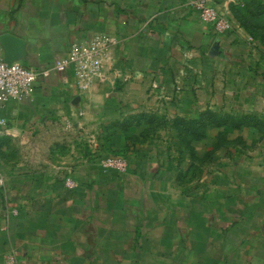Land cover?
<instances>
[{
  "label": "crops",
  "instance_id": "0c3cea01",
  "mask_svg": "<svg viewBox=\"0 0 264 264\" xmlns=\"http://www.w3.org/2000/svg\"><path fill=\"white\" fill-rule=\"evenodd\" d=\"M100 1L104 6L99 5L110 16L117 11L119 18L125 21V41L114 50L115 67L122 77L117 78V72L109 71L105 81H94L85 91L78 89L72 69L65 73L53 69L57 59L66 56L74 44L84 41L80 36L82 30L79 23L68 20L69 13L54 11L42 15L40 7L27 9V5L20 3L11 6L9 1L0 7V35L9 33L23 41L21 58L7 61L18 62L38 75L32 98L24 102L11 101L0 109V171L6 186L4 197L9 198L14 207L18 205L24 208V213L16 221L12 220L9 234L0 231V264H6L7 253L12 252L17 255L16 264L97 263V241L103 231L98 224L111 214L106 216L105 212L97 213L95 201H91L90 196L84 197L83 203L88 202V205L83 207L80 199L74 201L78 197H71L74 195L65 192L62 185L58 184L62 176L59 173L66 164L65 150L60 151L61 143H56L51 149L35 143L39 136H43L42 130H46L42 129L43 126L48 124L68 125L73 130L88 128L91 136L100 133L98 139H104L103 145L117 149H139L165 132L175 138V132L169 128L146 133L148 125L144 123L136 126L135 122L129 128L117 124L144 113H161L168 119H196L200 113L210 110L233 119L248 116L256 120L252 126L239 129L230 126L210 128L206 140L217 136L219 142L220 134L227 133L224 135L227 142L217 149L215 156L224 151L223 162L226 164L223 165L228 164L233 178H243V182L239 181L240 187L234 186L237 195L224 199L231 206L228 210H232L229 214L232 226H240L247 219L257 216L256 222L250 221L251 227L255 229L251 233H256L264 243V145L261 147L264 143V98L254 94L253 99H244L238 93L247 90L240 82L224 83L226 66L241 65L238 54H234L236 44L243 38L247 42L251 39L253 43L257 41L241 23L264 27V22H259L264 21V14L250 15L249 11L253 9L250 3L253 0H210L235 25L237 36L224 37L215 35L213 28L202 22L192 8L185 6L186 9L180 5L186 0L152 2L153 15L150 17H143L147 9L140 10L139 3L135 7L116 4L113 0ZM256 1L264 5V0ZM182 15H186L190 23L199 20L195 22V30L207 40L212 34L211 37L215 38L212 47L218 44L216 54L211 50L212 47L211 52L205 48V54L200 56L202 59H198L193 52H182L180 46L192 45L191 41L185 42L182 31L177 34L180 25L178 17ZM191 28L193 25L184 30L190 32ZM129 29L143 31L141 42L145 41L153 47L163 40L166 44L169 42L163 53V64L159 65L160 60L155 55H151L147 61L137 48L130 49L137 39L131 36L132 32L127 34ZM209 29L211 31H207ZM162 32L167 36L162 37ZM181 63H185L186 68L178 70L174 77L176 71L173 70ZM159 66L165 69H158L156 73L154 69L150 70ZM255 75L262 77L264 82V74L256 72ZM126 76L130 78L125 80ZM155 83L159 85L158 88H154ZM176 96L179 100L174 98ZM259 101L263 104L262 110L253 107ZM210 151L206 150L201 155ZM72 154H69L72 157L69 164H75L76 161ZM54 156L57 157L56 163L50 160ZM2 163L5 166H1ZM241 187L249 189L247 195L245 191L239 194ZM61 192L68 196L62 197ZM103 199H100V205ZM37 204L52 206L37 212ZM258 209L261 213L256 215ZM122 216L116 219L124 220ZM5 223L3 214L0 218L1 230ZM135 226L136 236H141L142 231L139 234V229L143 224L140 218L136 219ZM126 229L122 224L121 233L124 234ZM262 245H256L260 247H256L255 251H261Z\"/></svg>",
  "mask_w": 264,
  "mask_h": 264
},
{
  "label": "rangeland",
  "instance_id": "374dc122",
  "mask_svg": "<svg viewBox=\"0 0 264 264\" xmlns=\"http://www.w3.org/2000/svg\"><path fill=\"white\" fill-rule=\"evenodd\" d=\"M6 1H9L11 6L17 3L25 4L27 9L40 7L42 15L52 14L54 11L59 14L69 13L68 20L72 19L74 23H79L82 30L80 36L84 41L80 44L95 36L107 37L114 42L115 50L125 41V21L122 17L119 18L117 11L110 16L100 0H0V7ZM113 1L116 4L135 7L139 3L140 10L147 9V14L143 17H150L153 15L152 2L163 0ZM196 1L186 0L180 5L182 7L184 5V8L189 6L190 9ZM192 10L197 13L193 8ZM187 16L178 17L180 25L177 34L182 31L185 42L191 41L192 45L190 44L189 47L184 44L180 48L182 52L186 54L193 52L198 59H202L201 54H205V48L210 50L215 38L209 34L207 40L200 35L195 30V22L199 20L190 23ZM229 19L232 21L231 18ZM201 21L204 22L202 19ZM259 22L264 21L259 20ZM190 25H193L190 32L184 30ZM234 27L233 24L230 30L219 36L231 37L234 34L237 36ZM126 32L127 34L132 32L131 36L137 39V42L131 44V50L137 48L147 61L151 55H155L160 60L159 65L163 64V53L169 42L166 44L163 40L157 47H153L145 41L141 42L143 31L129 29ZM165 34L162 32V37L167 36ZM243 40L244 38L236 44L234 50V54L237 53L239 56L241 65L226 66L224 83L240 82L247 90L238 93L244 99H253L254 94L264 98L263 78L255 75L256 72L264 74V48L256 40L254 43L253 39L250 42ZM184 67L185 63L179 64L173 70L176 71L174 77L177 76V71ZM158 69L165 68L162 66L150 68L155 73ZM227 74H230L229 77L226 76ZM174 98L179 100L177 96ZM253 107L262 110L263 104L259 101ZM233 110L237 112L236 109ZM42 129L46 130H42L43 136L38 137L35 143L37 146L42 144L51 149L56 143H61L60 151L65 150L66 164L64 170L59 173L62 176L58 181L63 190L74 195L71 197H78L74 201L80 199L82 203L84 197L90 196L91 201H95L97 213L105 212L106 216L114 214L113 217L109 216L98 224L103 231L97 241L96 264H264V245L261 246V251H255L256 247H260L256 245L264 243L255 235L256 233H251V231L255 232V229L251 227L250 221L256 222L257 216L255 219H247L240 226L233 227L229 216L232 210H228L231 207L230 203L224 202V199L237 195L234 186L240 187L239 181L243 182L242 177L241 180L232 177L228 164L223 165L226 164L223 162L224 151L215 156L217 149L227 142L224 136L227 133L220 134L219 142L217 136L211 138L212 140L210 138L195 140L193 146L199 159L193 160L188 152L182 149L177 137L173 139L172 134L166 132L152 138V141L139 149L136 147L117 149L103 145L104 139H98L100 133L91 136V130L88 128L73 130V127L68 125L48 124ZM246 136L249 137L248 134ZM263 145L264 143L261 147ZM209 149L211 150L209 153L201 155ZM72 152L71 156L75 158V164H69L72 162V157L69 155ZM56 159V156L50 158L53 163L57 162ZM114 159L124 163V168L120 169L117 164L118 167L108 166V163ZM3 165L5 166L2 163L1 166ZM207 165L209 166L206 168ZM4 184L5 181L0 185V218L3 214L5 216L9 214V223L12 224V220L16 221L24 213V208L18 205L14 207L12 201L4 197L6 190ZM248 190L247 187H241L239 194L242 195L245 191L247 195ZM60 195L68 196H64L62 192ZM102 197L104 199L100 205ZM87 205L88 202L83 203V207ZM50 206L52 205L42 204L35 210L41 212L42 208L48 209ZM260 213L258 209L256 215ZM120 216L125 219H116ZM252 216L255 217V214ZM137 218H140L143 224L139 229V234L142 231L141 236L135 234ZM122 224L127 228L124 234L120 231ZM11 228L12 226L4 231L0 226V231L9 234ZM6 257V264H16L17 255L14 252L7 253Z\"/></svg>",
  "mask_w": 264,
  "mask_h": 264
},
{
  "label": "built area",
  "instance_id": "2783aa9c",
  "mask_svg": "<svg viewBox=\"0 0 264 264\" xmlns=\"http://www.w3.org/2000/svg\"><path fill=\"white\" fill-rule=\"evenodd\" d=\"M199 13L201 19L212 26L216 35H223L233 26L232 21L221 14L209 0H197L192 7ZM114 42L107 37L95 36L83 44H74L67 55L57 59L54 71L65 73L73 70L77 86L80 91H85L94 81H105L109 71L121 73L116 69L114 57ZM125 80L129 76L124 77ZM38 75L35 71L23 66L18 62H8L0 45V109L11 101L24 102L33 97ZM154 84V88H158ZM4 124V121H1ZM124 168V163L117 160L110 161L108 166ZM4 182L0 171V185ZM12 217V216H11ZM10 215L5 216V226L2 230L10 227ZM13 263V261L11 262Z\"/></svg>",
  "mask_w": 264,
  "mask_h": 264
},
{
  "label": "trees",
  "instance_id": "16d2710c",
  "mask_svg": "<svg viewBox=\"0 0 264 264\" xmlns=\"http://www.w3.org/2000/svg\"><path fill=\"white\" fill-rule=\"evenodd\" d=\"M250 6L253 7V9L249 11L250 15L260 16L264 14V5L258 1L253 0ZM241 24L264 48V27H254L243 22ZM253 121L256 120L248 116L233 119V117L207 110L200 113L196 119H184L180 117L168 119L166 115L161 113H144L141 116L133 117L132 120L125 121L122 124L118 122L117 124L124 126V128H129L135 122L137 123L136 126H140L144 123L148 125L146 133L169 128L175 132V136L182 149L186 150L189 156L194 160L199 159V157L194 149L193 143L195 140L206 139L208 129L223 126L239 129L243 126H252Z\"/></svg>",
  "mask_w": 264,
  "mask_h": 264
},
{
  "label": "water",
  "instance_id": "95a60500",
  "mask_svg": "<svg viewBox=\"0 0 264 264\" xmlns=\"http://www.w3.org/2000/svg\"><path fill=\"white\" fill-rule=\"evenodd\" d=\"M0 45L5 53L6 60L17 61L23 53V41L9 33L0 35ZM218 44L213 47V53L216 54Z\"/></svg>",
  "mask_w": 264,
  "mask_h": 264
}]
</instances>
